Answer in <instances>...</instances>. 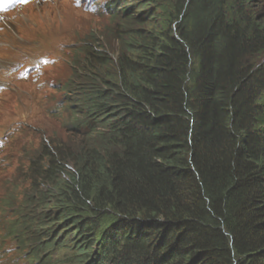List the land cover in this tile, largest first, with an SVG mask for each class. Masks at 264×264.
I'll return each mask as SVG.
<instances>
[{
    "label": "trees",
    "instance_id": "1",
    "mask_svg": "<svg viewBox=\"0 0 264 264\" xmlns=\"http://www.w3.org/2000/svg\"><path fill=\"white\" fill-rule=\"evenodd\" d=\"M112 4L116 59L92 34L73 49L83 135L67 125L30 153L54 262L74 264L75 246L101 254L92 264H264V0Z\"/></svg>",
    "mask_w": 264,
    "mask_h": 264
},
{
    "label": "bare ground",
    "instance_id": "2",
    "mask_svg": "<svg viewBox=\"0 0 264 264\" xmlns=\"http://www.w3.org/2000/svg\"><path fill=\"white\" fill-rule=\"evenodd\" d=\"M65 1L66 0H61L60 2H57V3H55L54 4V6L51 8V10H54V9H56V8H61V6H63V4L65 3ZM77 1V0H76ZM105 1H107V0H105ZM127 1V0H126ZM127 3V2H126ZM69 5V4H68ZM112 5V4H111ZM77 6V5H76ZM27 6H23V8H22V14H23V16H21L17 21H15L14 23H16V22H19L20 24H19V26H21L22 25V27H28V28H35V27H39V26H42V27H45V25L47 26V24H46V22L47 21H50L51 19H49L48 17H44V18H42V16L41 17H39V15H38V19L40 20V22H37V23H34L33 22V18L34 17H37V16H35L34 15V12L32 11V10H29L28 8H26ZM69 7V6H68ZM42 8H45V5H44V3H42ZM79 9H85L86 10V12H88V8H87V6L86 5H81L80 7H79ZM20 11V10H19ZM123 11V8H121L120 7V9H119V11H118V9H117V11L115 10V9H107V10H105L104 12H106V13H108V14H112L113 13V15H109L108 17L109 18H107L109 21H113V20H115V19H117V17L118 16H122L124 19H126V15H121V13L120 12H122ZM21 12V11H20ZM94 12V11H93ZM126 12V11H125ZM129 13L128 14H135V15H141V13H145L144 12V10L142 9V12L141 11H137L136 13H132V11H128ZM10 14V13H9ZM114 14H116L117 15V17L116 18H114ZM125 14V13H124ZM78 15H83V13L81 12V11H79L78 10ZM93 17V16H92ZM89 18V17H88ZM94 19H96L95 17H93ZM9 19H11V17L10 16H8V15H3V14H0V25H2L3 23H7V22H9ZM134 19H137V17L136 18H131V20H134ZM80 27V25H78V28ZM126 29L125 30H127V31H124L123 32V34H122V37H123V39H124V45H125V43L127 42V41H129V31H128V29H127V27H125ZM18 29H20V28H18ZM11 36H13V34L11 33ZM6 38V40L3 42V44H4V46H5V44H6V47H9V46H11L12 45V43H14L15 42V40L14 39H9L10 38V36L8 37H5ZM7 44H8V46H7ZM15 45V44H14ZM126 47V46H125ZM119 49V47H117V50ZM127 51H128V49H126ZM95 56H96V52L95 51H92L91 53H90V60L87 62V65H90V64H93V63H95ZM77 57V56H76ZM100 58H103V57H100ZM72 61H75V59H72ZM71 61V63L69 62V64H72L73 62ZM115 61H117V65H116V67H115V69L112 71V72H114L115 74H117L118 76H120L122 73L120 72V70H121V66H120V64H119V61L118 60H113L112 61V64H115ZM0 70H1V68H4V67H7L6 69H3V70H1L0 71V82H3V80H5L6 79V75H10V74H13V68H10V67H8L7 65H6V63H5V60H4V58H2V57H0ZM34 63H32V65H33ZM82 65V64H81ZM65 67H67L66 66V63H65V65H64ZM26 69H28V68H25V69H23V70H21L20 71V74L19 75H21ZM16 71H18V70H16ZM38 71V70H37ZM44 71H47V70H44ZM39 72V71H38ZM90 72V69L88 68L87 69V73H89ZM119 73V74H118ZM34 75H26V76H16V78L17 79H19V78H24V79H29V78H31V77H33ZM74 81H75V79L73 80V82L72 83H70L69 84V86L71 87V88H73L74 90H78V89H76V88H74L73 87V83H74ZM21 82H25V80H23V81H21ZM20 82V83H21ZM9 90V89H8ZM63 97V99H65V100H67V96L66 95H64V96H62ZM76 111H78V110H76ZM57 120H58V124H60L61 125V123H62V115H60V116H58L57 117ZM60 127V126H59ZM98 129L99 127L96 125V124H94L93 126H92V129H93V131L92 132H98V131H96L95 129ZM78 141V140H77ZM46 184V183H45ZM34 198H36V197H34ZM37 201H38V203H40V205H38V203L37 204H35L34 206H29L28 207V210L30 211V216H29V218L27 219V220H29V221H32L31 222V224H29V225H27V226H25V228L24 229H32V227L34 226V222H37L38 221V219L37 218H44L45 217V215H43V212L44 211H47V212H50L51 211V208L49 207V204L48 203H46L45 201H43V200H41L39 197L37 198ZM53 204L55 205L56 204V202L54 201L53 202ZM115 212V211H114ZM113 219V217L111 218V220ZM47 225H51L52 226V229H53V231L54 232H56V224H57V220L55 219V216L53 215V217L51 218V219H49V220H46V221H44ZM20 225H23V223L22 224H20ZM108 227V228H107ZM107 227H104L105 229H103V230H101V231H99V232H95V238L93 237L92 238V240H93V244H92V246L94 247V248H106V243H105V241L107 240L106 238H104V236L107 234V233H110V227L109 226H107ZM74 228V227H73ZM23 229V230H24ZM37 228H35V230H36ZM116 229V232H114V233H112V235L110 234V237L114 240V241H120L121 239H123L124 238V236H125V234H124V231H121V229H119V231H118V228H115ZM72 230V229H71ZM47 232L46 233H50L51 232V230L49 229V230H46ZM100 232H103V233H100ZM91 235H93V233H91ZM100 235L102 236V237H100ZM103 238H104V240H103ZM60 238H56V236H54V240L53 241H50V242H48V244H46L45 242H43V241H41L39 238H37L34 234H33V239H32V243H33V246H37V252H36V256H38V257H41L42 255H46V257L48 256V255H50L52 252H53V246H55L56 244H57V242H58V240H59ZM92 240H90V241H92ZM63 250V253H64V255H66L70 250H71V245H69V244H67L66 245V247L65 248H63L62 249ZM74 251L77 253V256H76V258L77 259H75L74 260V264H92V262H95V261H100L99 259H100V255L101 254H98V253H96L95 251H93V252H91V251H87V252H85V253H80V252H77V250L75 249V246H74ZM102 251V250H101ZM17 252L18 253H20V254H28L29 252H22L21 250H17ZM48 252V253H47ZM79 256H83V259L82 260H80V259H78V257ZM77 260V261H76ZM52 262H54V260L52 261ZM62 262H63V260H62ZM59 264H71V263H67V262H65V259H64V262L63 263H59ZM101 264V263H100ZM103 264H108V261H105V263H103Z\"/></svg>",
    "mask_w": 264,
    "mask_h": 264
},
{
    "label": "rangeland",
    "instance_id": "3",
    "mask_svg": "<svg viewBox=\"0 0 264 264\" xmlns=\"http://www.w3.org/2000/svg\"><path fill=\"white\" fill-rule=\"evenodd\" d=\"M112 1H116V0H112ZM109 20H101V19H93V18H88L87 15H78V13L75 14H71L69 16V21L67 23V29L70 27V25L72 24H77L76 26V33L73 34L70 38V40L75 41L78 39V37H84L86 34H88L91 31H94L95 33H99V31L101 30V27L103 24L107 23ZM78 25H80V27L78 28ZM258 65L259 63H264V55H262L260 57V60L257 61ZM22 139H24V141L26 143H29L33 146L37 145L38 140L34 139V140H30L27 137L23 136ZM110 217H107L106 219H109ZM111 219V218H110ZM106 221H104L102 228L105 227Z\"/></svg>",
    "mask_w": 264,
    "mask_h": 264
},
{
    "label": "clouds",
    "instance_id": "4",
    "mask_svg": "<svg viewBox=\"0 0 264 264\" xmlns=\"http://www.w3.org/2000/svg\"><path fill=\"white\" fill-rule=\"evenodd\" d=\"M117 34H119L118 32H116V31H113V30H107V32H106V35H108V39H107V41H110L107 45H108V47H109V49H111V51L109 50L108 52H110V54L114 57V59H116V56H117V47H119L117 44H118V41H117ZM101 43H103V44H105L103 41H102V39H101ZM120 48V47H119ZM116 49V50H115ZM73 59H75V58H73ZM73 63H74V61H72ZM73 63H72V66H73V68H72V70L74 71V70H76V66H74L73 65ZM75 68V69H74ZM69 73H70V71H66L62 76H65L66 78H68V75H69ZM64 88L62 89V90H64V89H67V90H65L67 93H66V95H71L73 92L75 93V94H78L77 92H76V90H74L73 88H71L70 86H68V87H65V85L63 86ZM78 100V98L76 99V101ZM80 119H82V118H80ZM37 191H36V195H37ZM34 197H36L35 195H34ZM37 198V197H36ZM36 198H34V199H36Z\"/></svg>",
    "mask_w": 264,
    "mask_h": 264
},
{
    "label": "snow or ice",
    "instance_id": "5",
    "mask_svg": "<svg viewBox=\"0 0 264 264\" xmlns=\"http://www.w3.org/2000/svg\"><path fill=\"white\" fill-rule=\"evenodd\" d=\"M21 2L26 3L27 0H21ZM14 3V0H0V8L6 10V6L11 5ZM77 3H79V0H77Z\"/></svg>",
    "mask_w": 264,
    "mask_h": 264
}]
</instances>
